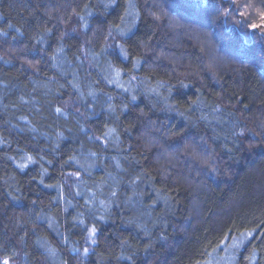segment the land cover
<instances>
[{
    "label": "trees",
    "instance_id": "16d2710c",
    "mask_svg": "<svg viewBox=\"0 0 264 264\" xmlns=\"http://www.w3.org/2000/svg\"><path fill=\"white\" fill-rule=\"evenodd\" d=\"M261 13L0 0V264H264Z\"/></svg>",
    "mask_w": 264,
    "mask_h": 264
},
{
    "label": "rangeland",
    "instance_id": "374dc122",
    "mask_svg": "<svg viewBox=\"0 0 264 264\" xmlns=\"http://www.w3.org/2000/svg\"><path fill=\"white\" fill-rule=\"evenodd\" d=\"M226 253L228 254L230 252L229 251H226L221 256L222 258H220V256L219 257H216L212 261H208L205 264H234L233 255L231 254V256H229V255L227 256ZM225 255H226L227 261H224Z\"/></svg>",
    "mask_w": 264,
    "mask_h": 264
},
{
    "label": "snow or ice",
    "instance_id": "6c2138e0",
    "mask_svg": "<svg viewBox=\"0 0 264 264\" xmlns=\"http://www.w3.org/2000/svg\"><path fill=\"white\" fill-rule=\"evenodd\" d=\"M260 19L262 21H264V13H261ZM252 27H253V29H256V28H264V24H254V25H252ZM4 264H8V261H4Z\"/></svg>",
    "mask_w": 264,
    "mask_h": 264
}]
</instances>
